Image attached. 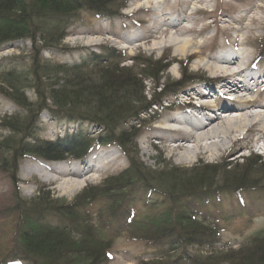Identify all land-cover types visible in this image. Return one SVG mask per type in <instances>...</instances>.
Here are the masks:
<instances>
[{
	"label": "trees",
	"instance_id": "obj_1",
	"mask_svg": "<svg viewBox=\"0 0 264 264\" xmlns=\"http://www.w3.org/2000/svg\"><path fill=\"white\" fill-rule=\"evenodd\" d=\"M125 6L126 0H0V46L28 42L35 51L26 63L14 58L0 65V95L21 110L2 119L3 130L12 137L0 139V172L9 174L16 187L19 161L27 156L47 162L78 160L93 146L103 145L121 149L129 161L126 169L98 187L84 189L68 205L57 204L48 194L27 201L16 192L15 242L0 264H109L113 240L122 235L158 250L139 264H264V230L237 250L228 249L221 240L226 219L244 209L242 194L260 189L255 183L245 175H229L235 168L227 164L223 185L209 190L213 164L200 163L190 171L174 167L158 171L126 150L135 145L142 117L159 105L160 95L156 97L154 91L166 69L163 60L127 58L111 47L71 63L50 64L39 57V50L59 47L82 12L115 17ZM127 60L133 65L125 66ZM148 80L155 81L150 100L142 85ZM44 112L52 121L79 122L77 131H67L54 141L37 139ZM84 122L101 132L90 136ZM253 158L241 166L252 162L264 170V162ZM222 195L236 197V211H209L210 205H221ZM97 200L105 206L93 212L90 208ZM141 205L152 208L148 218L138 219L135 206ZM191 248L205 255L195 256Z\"/></svg>",
	"mask_w": 264,
	"mask_h": 264
},
{
	"label": "rangeland",
	"instance_id": "obj_2",
	"mask_svg": "<svg viewBox=\"0 0 264 264\" xmlns=\"http://www.w3.org/2000/svg\"><path fill=\"white\" fill-rule=\"evenodd\" d=\"M67 32V37L56 50H39L38 55L43 61L50 64L80 61L91 52L99 53L101 47L114 48L125 53L127 58L163 60L162 66H166V69L161 74L159 88L153 90L155 81L152 80L142 84L147 100H150L153 91L156 97L160 95L159 105L151 106L150 116L142 117L145 120L138 137L133 140L136 147L128 146L126 150L131 157L139 159L152 170L174 167L190 171L200 163L213 164L216 167L215 176L211 180L212 185L209 190L223 185L225 175L223 168L227 164H232L235 172L229 175L236 178L245 175L246 180L255 183L260 189L242 194L244 205L241 207L244 209L238 216L229 217L224 222L221 233L222 245L237 250L247 244L253 236L262 232L264 230V170L252 166V162L247 166H241L252 156H254L252 161L258 158L264 162V139L260 127L252 135H247L245 132L233 133L211 141H199L200 149L195 152L191 161H186L182 159L183 150L175 148V142L165 141L162 138L178 137L188 134L192 129L178 128L177 132L170 133L158 126L166 118L179 120L190 117L191 112L196 109V104L199 103L195 100V92L209 91L213 87L211 81L218 74L203 65L197 66V63L212 62L219 55H236L237 65L241 63L246 65L248 72L244 75L249 77L248 80L251 76L257 80L249 84L251 89L248 96L264 104L262 99L264 85H258L263 82L258 79L264 76V54L261 55V48L264 46V0H126V6L115 17L99 18L91 12H82ZM171 36L188 39L196 47V52L185 56L176 55L175 47L169 40ZM34 53L28 42L0 46V65L3 66L14 58L23 59L26 63V59ZM194 53L196 54L190 57ZM124 65L133 64L127 60ZM134 70L138 71L135 67ZM234 79L229 81L237 82ZM163 90L171 92L163 93ZM228 94L225 96L226 100H222L217 94L212 98H206L207 101L216 103L217 107L213 113L217 114L221 121L226 119L222 117V105L225 106L226 102L234 106L238 105V100L235 99L237 94L229 92ZM26 95L31 96V93ZM20 111L14 103L0 95V139L12 137L9 131L3 130L2 119ZM39 121L35 137L45 141L64 137L67 131L75 133L79 125V122L73 123L70 120L52 121L47 112L42 113ZM84 123L83 126L90 136L94 137L101 132L99 127ZM238 139L240 140L238 146L242 148L234 145V141ZM211 144H215L213 149H209ZM182 145L194 147L187 142ZM127 158L121 149L112 145L93 146L85 157L78 160L47 162L36 156H27L19 161L16 187L9 174L0 172V262L15 242L18 218L13 214L12 209L16 203V192L20 199L27 201H34L38 195L46 197L48 194L57 204L68 205L84 189L98 187L126 169L129 162ZM32 169L39 170L33 175H28L27 171ZM69 174L84 183L83 187L71 196L63 193L60 188L63 180L74 179L69 177ZM237 203L236 197L222 195L221 205H210L208 209L227 213L236 211ZM104 206L102 201L97 200L90 209L95 212L103 209ZM135 208L138 219L148 218L152 210L142 205ZM163 208L160 207L159 210ZM106 219H108L107 212L102 216V220ZM49 220L55 221L53 218ZM107 225L110 223L108 222ZM157 251L150 244L130 241L122 235L113 240L109 251V264H139L153 258ZM189 251L195 256L205 255L196 248H191Z\"/></svg>",
	"mask_w": 264,
	"mask_h": 264
},
{
	"label": "bare ground",
	"instance_id": "obj_3",
	"mask_svg": "<svg viewBox=\"0 0 264 264\" xmlns=\"http://www.w3.org/2000/svg\"><path fill=\"white\" fill-rule=\"evenodd\" d=\"M169 40L174 45V52L178 56H185L194 51L196 52V47L188 39H180L171 36ZM195 54L196 53L190 55V57L194 56ZM237 62L238 58L236 57V55H219L218 57H215L212 62L206 63H204L203 61H199L197 63V66L203 65L206 69L212 71L213 73H218L214 80L211 81V85H213V87L210 88L207 92H195V100L199 101V103L196 104V109L195 111L191 112L190 117H184L183 119L179 120L172 117L166 118L163 123L158 126L160 129H163L170 133L177 132L178 129L176 130V127L179 129H192V131L188 132V134L173 138H162L165 141L175 142V148L177 150H183V160L191 161L194 158L195 152L200 149V146L198 145L199 141H211L213 139L219 138L220 136L227 137L228 135L233 133L245 132V134L247 135H252L258 127H260L262 139H264V104H260L257 101L250 99V96H248V92L251 89L249 88V84L251 83V81L253 82L254 78H252V76L249 74L251 76V79L248 80L247 76L243 74L245 72H248V68L243 63L237 65ZM236 76L238 78L237 80L234 79L236 78ZM229 79H234L237 82H231L229 81ZM260 79L261 81H263L262 77H260L258 81H260ZM254 81L257 82V80ZM240 84L241 87H239ZM262 84L264 85V81L260 82L258 85ZM228 92L237 94L235 96V99L238 100V105L234 106L233 104L225 101L226 105H222L221 109L223 110L222 117L226 119L224 121H221L222 119L216 116L217 114L214 115L213 113L215 108L217 107L216 103L209 100L207 101L206 98H212L213 95L217 94L222 100H226L225 96L229 95ZM204 130H206V132H203ZM194 135H196L197 137L194 138ZM184 142H187V144H192L194 145V147H185L184 145H182ZM239 143V139L234 141L235 146H238ZM214 147L215 144H211L209 149H213ZM38 170H28L27 174L33 175ZM69 177L74 178L72 174H69ZM83 184L84 183L77 180V178H70L63 180L61 182L60 188L63 193L71 196L75 192L80 190L83 187Z\"/></svg>",
	"mask_w": 264,
	"mask_h": 264
}]
</instances>
